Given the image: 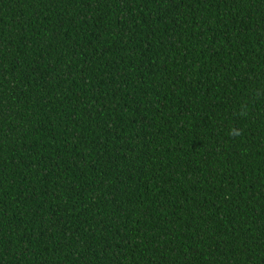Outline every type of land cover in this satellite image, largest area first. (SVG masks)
Masks as SVG:
<instances>
[{
  "label": "trees",
  "instance_id": "trees-1",
  "mask_svg": "<svg viewBox=\"0 0 264 264\" xmlns=\"http://www.w3.org/2000/svg\"><path fill=\"white\" fill-rule=\"evenodd\" d=\"M0 264H264V0H0Z\"/></svg>",
  "mask_w": 264,
  "mask_h": 264
}]
</instances>
